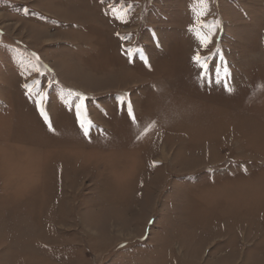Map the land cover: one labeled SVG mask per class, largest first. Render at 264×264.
Here are the masks:
<instances>
[{"label":"rangeland","instance_id":"obj_1","mask_svg":"<svg viewBox=\"0 0 264 264\" xmlns=\"http://www.w3.org/2000/svg\"><path fill=\"white\" fill-rule=\"evenodd\" d=\"M0 34V264H264V0H0Z\"/></svg>","mask_w":264,"mask_h":264},{"label":"snow or ice","instance_id":"obj_2","mask_svg":"<svg viewBox=\"0 0 264 264\" xmlns=\"http://www.w3.org/2000/svg\"><path fill=\"white\" fill-rule=\"evenodd\" d=\"M101 2L103 3V0H101ZM201 3H207V0H201ZM110 11L113 13L115 19H121L120 12H123L124 15H127V12L124 11L123 9L117 10L115 8H112ZM206 15H207V10L202 11L200 13L201 19L198 20V23H199L201 29H203L204 27H208L209 28V32L208 33H203L201 31V32H197L196 33L197 38L199 40V43H200V45L202 47H207V45L212 42L211 37L213 35H215V28L218 25V21H216V22L213 23V25L208 26L206 24V22L202 18L203 16H206ZM122 22H127V21L126 20H122ZM0 35H2V34H0ZM117 36H119V33H117ZM121 39H131V37H121ZM136 51H140V50L136 49ZM125 52L128 53V54H131L133 56L135 55V53L132 52L131 49H127L126 48ZM217 52H219V50H217ZM32 57H34V60L32 59ZM26 59H27L28 64L31 65V67L37 73H40V68L37 66V63H36L40 59L39 56L33 53L31 57H28ZM193 59H194V61L197 64H199L201 69H206V67H207V58L206 57H201L199 55V52H197L196 55L193 57ZM145 63L147 64V60H145ZM149 67H150V65H149ZM227 76H228V73L225 72V77H224L225 81L227 79ZM204 79H206L209 84L213 82L212 78L208 75L207 72H205V74H204ZM215 82L216 83H220L221 82V79L219 77V73L216 74ZM36 83H39V81H35V82H33V84H28V83L24 84L25 91H26V93L29 96H31L33 94L34 84H36ZM49 87H52V82H49ZM227 90L230 91L231 89L228 88ZM69 94L70 95L72 94L71 90H69ZM46 95H47V93L43 92V91L35 93L37 107H38V110L40 112V115L42 116L44 121L48 124L50 130H52L49 118H48V116H47V114H46V112H45V110L43 108V100H44ZM74 95L77 98H79L81 100V102H84L87 99V97H83L80 93H74ZM68 103H73V102L72 101H68ZM118 106L120 107L121 111H125L126 110L129 113L130 119L134 118V109H133V106H132V102H131L130 98H127V95H124V96H121V97L118 98ZM74 107L77 110L76 114H77V119H78L79 126H80L81 130L83 131L84 135L87 137L89 135L90 129L93 127L92 122L90 120L84 121L82 119L81 112H80V104H74Z\"/></svg>","mask_w":264,"mask_h":264}]
</instances>
